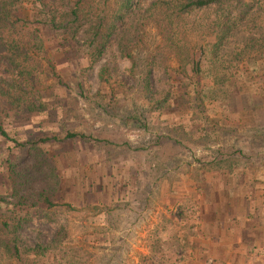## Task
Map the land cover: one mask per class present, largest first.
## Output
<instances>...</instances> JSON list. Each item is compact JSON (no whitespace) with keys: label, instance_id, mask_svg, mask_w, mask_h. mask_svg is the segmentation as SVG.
I'll list each match as a JSON object with an SVG mask.
<instances>
[{"label":"rangeland","instance_id":"obj_1","mask_svg":"<svg viewBox=\"0 0 264 264\" xmlns=\"http://www.w3.org/2000/svg\"><path fill=\"white\" fill-rule=\"evenodd\" d=\"M126 1L49 0L51 13L76 12L81 28L73 38L50 29L41 1L21 0V30L26 37L37 31L40 47L21 50L29 56L19 58L29 64V87H14L3 61L0 89L32 91L43 110L20 116L0 102L9 137L0 134V264H193L189 252L203 244L195 230L204 212L199 197L211 201L213 174L246 168L255 182L263 176L264 0L190 11L162 27L159 14L169 3L187 0H131L126 22L91 65L98 43L89 23L101 17L104 31ZM221 14L235 22L223 60L243 56L230 79L214 85L210 65L196 78L191 67L181 72V56L165 38L182 30L177 43L195 47L197 57L201 43L216 41L202 26ZM38 243L51 250L28 255L25 248Z\"/></svg>","mask_w":264,"mask_h":264},{"label":"trees","instance_id":"obj_2","mask_svg":"<svg viewBox=\"0 0 264 264\" xmlns=\"http://www.w3.org/2000/svg\"><path fill=\"white\" fill-rule=\"evenodd\" d=\"M41 1V6L45 9V15L47 18V25L50 29H59L64 34H68L75 38L78 34L79 28H81L77 22H79L77 14L75 11L71 12L72 15H67L64 12H61L59 16L57 13L51 10H46L48 8L49 0H39ZM233 0H187L186 3H181L179 5H172L169 3L171 8H168L166 11H163L159 14L160 19H158V23L162 27L163 24L166 22L165 26H172L174 22L180 18H183L186 13L190 11H205L209 10L212 7H217L222 9L228 2ZM161 2L157 1V3L152 4L150 7L152 10L156 9ZM165 4V2H163ZM21 5V0H0V62L7 61L10 64V69H6L3 66L2 70L5 74H11L14 76L17 81V87L20 89L23 85L29 87L30 79H31V71L27 68L29 66L28 63H23L22 58L25 60H29V56L26 54H22L21 50H28L29 48L38 49L40 46L38 45V41L40 37H36L37 31L31 32L28 37L24 36V32L21 30V20L18 18V8ZM173 6V7H172ZM124 11L121 10L117 16L112 17L113 19L108 24L104 31H100V27L102 26L103 19L101 17L98 18L96 21H89L90 29L93 30V41L94 43H98L95 50L91 53L92 62L91 65H95L98 60H100L103 55L104 51L107 48V44L111 40L112 36L116 33L117 28L120 23L126 22L127 14L131 7V0H127L124 4ZM173 8V9H172ZM171 9V10H169ZM169 10V11H168ZM52 15V16H51ZM155 15V14H154ZM152 15V16H154ZM73 19V20H71ZM68 21V22H67ZM85 22V20H83ZM236 21V20H235ZM83 22V24H84ZM235 22L233 19L229 18L228 15H220L216 21H211L208 24L202 26L204 29L203 34H208L209 36H214L216 38L215 43H206V40L201 43L198 47L199 55L196 57L195 47L189 48L185 44L181 43L180 35L182 30H175L170 36L167 35L165 41L167 46L171 49H174L176 54H179L181 57V65L183 64L184 67L181 68V72L186 69V67H191V72L193 73V78H196L203 66L212 67V80L211 82L214 85H221L226 83L230 77L232 76L235 63L239 62L241 59L240 52L236 53L234 57V61L227 62L223 59L227 60V56L225 57L223 53V48L226 44L230 31L234 27ZM165 31L167 30L166 27ZM20 30V31H19ZM98 30V31H95ZM167 32V31H166ZM23 34V35H22ZM168 34V33H167ZM179 42V43H177ZM172 46V47H171ZM245 55V54H244ZM19 58H21L19 60ZM155 65H151L148 72L147 80H149L152 72V68ZM187 70V69H186ZM189 72V71H188ZM14 73H16L17 77H15ZM27 77V78H26ZM209 78V77H208ZM4 78H0V88L1 83H4ZM20 82V83H19ZM13 86V85H12ZM196 91H203L204 88L200 87V82L196 84ZM6 87H4L3 91L0 89V102L4 101L8 104H12L15 106V112L17 115H29V114H41L43 108L38 107L35 105L33 101L30 99V95L32 91H20V93H16L15 91H5ZM31 90V89H30ZM160 103V101H159ZM0 134L5 138H9L8 135L3 130V127L0 123ZM70 139H77V138H84L82 134H69L67 136ZM47 139H43L41 142H47ZM40 142V141H39ZM39 142H33L32 146L38 144ZM30 143H28L29 146ZM19 146H25L26 144L17 143ZM31 145V144H30ZM30 147V146H29ZM36 150V149H32ZM10 163V162H9ZM13 167L15 165H12ZM11 166V167H12ZM16 227L13 229V233L17 234L22 226L27 222V217H23L22 219L18 220ZM15 243L13 246L12 254L14 256L19 257L20 255V245L17 243V236H14ZM51 250V245H42L40 243L25 248V251L29 254H33L37 257H41L46 255Z\"/></svg>","mask_w":264,"mask_h":264},{"label":"crops","instance_id":"obj_3","mask_svg":"<svg viewBox=\"0 0 264 264\" xmlns=\"http://www.w3.org/2000/svg\"><path fill=\"white\" fill-rule=\"evenodd\" d=\"M252 174L246 168L213 174L211 201L199 197L204 212L195 230L203 244L189 252L193 264H264V170L257 171L260 181Z\"/></svg>","mask_w":264,"mask_h":264}]
</instances>
